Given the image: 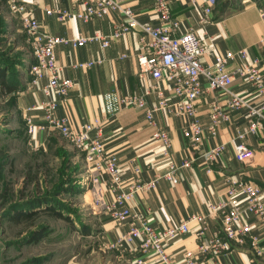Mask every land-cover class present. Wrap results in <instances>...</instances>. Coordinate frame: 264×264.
<instances>
[{
    "label": "crops",
    "instance_id": "crops-1",
    "mask_svg": "<svg viewBox=\"0 0 264 264\" xmlns=\"http://www.w3.org/2000/svg\"><path fill=\"white\" fill-rule=\"evenodd\" d=\"M71 1L29 0L28 3L45 31L64 37L99 32L110 34L115 22L123 19L116 11L89 21L80 20L75 16L59 19L57 15L47 13L49 8L65 9ZM123 1L133 7L139 20L149 21L155 26L160 24V16L155 10V0ZM205 1H172L171 12L180 22L178 32L192 29L202 37L207 47L215 43L223 52L238 53L242 49L247 50V57L243 58L237 54L229 63L230 68L247 65L256 58L264 61V12L257 3L253 0H242V4L236 7L233 0H229L222 10L219 1L213 19L204 23L201 21V12ZM82 6L76 5L75 10L82 9ZM144 50L142 33L137 29L112 40L111 45L106 48H101L97 42H89L77 48L68 43L57 45L58 61L65 68L63 74L73 78L76 84L67 97L55 96L59 101L57 114L71 117L74 125H78L86 121L104 119L102 94L105 91H119L123 94L143 92L149 102L156 99L152 88L154 84H158L165 93H168V83L164 80H156L151 72H146L142 76L139 74L137 54ZM124 53L126 56L122 57ZM100 58L104 61L91 67L73 66L76 62ZM234 88L255 103L261 102L251 82L236 77ZM214 95L213 92L207 93L197 103L198 118L203 124L208 123L210 119L209 108L215 98ZM44 98L41 87L35 86L19 97V106L23 108L24 113H29L35 122H43L42 109L28 111V108L39 104ZM220 104L228 110L230 121L220 123L214 137L208 131L205 133L206 146H213L216 143H224L226 146L210 164L211 170L209 171L208 164L200 159L191 166L178 170L177 183L161 177L155 187L136 193L130 202L132 212L147 217L157 229L163 230L169 224L179 223L194 214H199L206 216L207 230L204 238L208 239L219 232L221 226L219 213L213 214L209 204L227 200V176L236 175L264 187V125L257 133L249 134L242 140L253 149L254 154L248 160L239 161L231 141L236 136L238 128L244 129L247 126L248 113L245 110H230L224 98L220 99ZM185 124L184 119L159 110L155 113V121L149 123L144 113L137 107L122 108L115 115L105 119L103 130L105 149L117 156L125 183H131L136 177L150 181L156 175L168 171L171 159L181 163L191 157V149L183 130ZM161 128L168 130L172 138L170 158L163 155L162 147L153 137L155 130ZM35 134L38 141L45 144V137L49 134L40 129H37ZM92 134L96 135L94 131ZM105 198L106 201H110L113 194L107 191ZM94 212L95 223L100 231L99 238L105 243L115 241L128 231L129 223L118 222L106 212L99 210ZM239 223H249L253 232L258 235L260 254L256 253L248 238L244 241H230V248L219 254H198L200 239L197 232L200 224L198 221H192L186 234L165 242L171 257L170 264H264V227L249 213H246ZM123 246L118 250L126 252L130 263L134 258L143 256L152 264H163L146 256L136 243H125ZM187 250L195 253L193 263H189L185 257Z\"/></svg>",
    "mask_w": 264,
    "mask_h": 264
},
{
    "label": "built area",
    "instance_id": "built-area-1",
    "mask_svg": "<svg viewBox=\"0 0 264 264\" xmlns=\"http://www.w3.org/2000/svg\"><path fill=\"white\" fill-rule=\"evenodd\" d=\"M11 13L18 18L29 37L31 44V57L28 60L30 78L28 87L40 86L44 99L39 104L29 107L28 111L40 108L43 110V122H35L29 113H25L31 145L41 146L36 137V130L40 129L47 134L58 131L70 140L78 149L86 153L85 162L90 170L86 177L87 184H93L94 205L101 212H106L118 222L129 223L128 231L113 242L106 245L111 248L124 247L125 243H136L141 251L158 262L170 264L171 257L165 242L170 238L186 234L190 230V223L198 221L200 229L197 232L200 239L198 254H219L230 248V241H244L249 239L257 254L261 253L258 235L253 232L249 223L240 224L246 213L252 214L264 227V187L253 181H247L236 175L227 176V200L218 204H209L213 214L219 213L221 226L219 232L205 239L207 230L206 216L194 214L179 223L169 224L165 229H157L151 221L140 213L132 212L130 202L136 195L145 189L155 187L158 179L164 177L177 183V172L181 168L191 166L193 162L202 159L211 170V163L224 151V143L213 146L205 145V133L216 136L218 126L222 122L230 121V114L220 104V99L227 100L230 110H245L248 113V124L244 129L238 128L236 136L231 143L234 145L236 158L245 161L253 156V149L242 140L249 134L257 133L264 125V61L256 58L247 65H238L230 68V62L238 54L247 57V50L238 53L234 51L223 52L217 44L207 47L202 37L194 30L178 32L180 22L171 12L173 0H155V10L160 16V24L153 25L149 21H141L136 17L135 10L123 0H72L65 9L49 8L47 13L55 14L59 19L75 16L80 20L89 21L99 19L113 12H118L123 19L115 22L110 34L93 33L79 34L69 37L55 35L45 31L40 20L29 7V0H6ZM219 0H206L202 7L201 21L206 23L213 19L214 10ZM76 5H83L82 9L75 10ZM133 29L140 30L144 42V51L137 54L139 74L151 72L156 80L168 83L169 92L158 84L152 86L154 91L153 102H149L146 94L141 92L120 93L108 90L102 94L104 119L86 121L74 125L71 117L58 115L59 101L55 96L67 97L75 87V81L70 76H64L65 68L58 61L56 47L59 44H70L74 48L82 47L89 42H97L101 48L111 45L112 40L123 36ZM125 57L126 54H122ZM207 56V58H205ZM98 60H86L73 64L76 68L91 67L100 64ZM236 77L251 82L260 103L243 96L234 88ZM213 92L208 123L203 124L198 118L197 103L202 96ZM125 107H137L146 116L147 121H155L156 111L172 114L186 121L183 126L184 134L188 139L191 157L181 163L170 160L167 172L156 175L150 181H143L136 177L126 184L121 175L117 156L105 149L103 130L105 119L115 115ZM96 135L93 136L92 132ZM163 155L171 156L172 138L165 129H157L153 134ZM109 191L113 199L106 201L105 195ZM128 220V221H127ZM185 257L193 263L195 253L187 250ZM132 264H152L147 258L138 256L131 261Z\"/></svg>",
    "mask_w": 264,
    "mask_h": 264
},
{
    "label": "rangeland",
    "instance_id": "rangeland-1",
    "mask_svg": "<svg viewBox=\"0 0 264 264\" xmlns=\"http://www.w3.org/2000/svg\"><path fill=\"white\" fill-rule=\"evenodd\" d=\"M253 1L264 12V0ZM31 54L21 21L0 0V68L17 87L9 93L0 83V264H131L125 251L99 238L86 153L58 131L44 145L29 143L19 97L30 90ZM88 228L92 233L84 235Z\"/></svg>",
    "mask_w": 264,
    "mask_h": 264
},
{
    "label": "trees",
    "instance_id": "trees-1",
    "mask_svg": "<svg viewBox=\"0 0 264 264\" xmlns=\"http://www.w3.org/2000/svg\"><path fill=\"white\" fill-rule=\"evenodd\" d=\"M0 83L5 86V90L6 92H12L14 91L17 87L15 84H13V82L11 81H8L7 78H6V70H3L0 68ZM55 214L58 215L59 217L63 218V219H66V220H69V217L67 215H64L62 212L58 211L55 209ZM28 215V214H27ZM18 218L22 217V216H25V213H21V214H17L16 215ZM83 234L84 235H88V234H91L92 231L91 229H83L82 230Z\"/></svg>",
    "mask_w": 264,
    "mask_h": 264
},
{
    "label": "water",
    "instance_id": "water-1",
    "mask_svg": "<svg viewBox=\"0 0 264 264\" xmlns=\"http://www.w3.org/2000/svg\"><path fill=\"white\" fill-rule=\"evenodd\" d=\"M228 3V1H226V3L224 4V6H223V9L222 10H224L225 9V6H226V4Z\"/></svg>",
    "mask_w": 264,
    "mask_h": 264
},
{
    "label": "bare ground",
    "instance_id": "bare-ground-1",
    "mask_svg": "<svg viewBox=\"0 0 264 264\" xmlns=\"http://www.w3.org/2000/svg\"><path fill=\"white\" fill-rule=\"evenodd\" d=\"M234 4H235V3H234ZM234 4H233V5H234Z\"/></svg>",
    "mask_w": 264,
    "mask_h": 264
}]
</instances>
